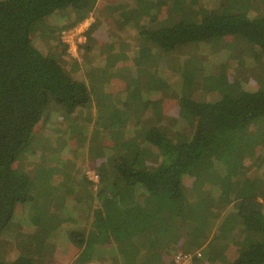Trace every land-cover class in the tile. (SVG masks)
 Masks as SVG:
<instances>
[{
	"label": "trees",
	"instance_id": "obj_1",
	"mask_svg": "<svg viewBox=\"0 0 264 264\" xmlns=\"http://www.w3.org/2000/svg\"><path fill=\"white\" fill-rule=\"evenodd\" d=\"M123 1L114 17L119 33L108 31L107 44L120 52L151 48L156 69L157 60L170 64L168 90L144 79L132 94L115 92L110 102L101 96L92 119L94 94L83 74L66 69L73 57L61 32L93 18L77 46L83 55L97 0H0V264H47L56 252L72 259L79 251L74 264H109L99 258L101 246L132 231L136 205L148 219L130 241L181 237L184 221L187 234L197 232L177 247L191 256L188 264H264V174L258 181L246 174L260 156L251 164L246 157L264 149V132L252 134L264 126V82L213 101L182 88L188 84L192 94L198 77L226 79L229 68L245 80L238 77L248 74L245 56L241 67L232 58L208 71L210 57L199 47L225 49L230 38L264 57V0ZM166 97L192 117L191 127L165 113ZM32 157L36 178L23 165ZM85 159L91 166L78 172ZM18 205L27 218L15 214Z\"/></svg>",
	"mask_w": 264,
	"mask_h": 264
},
{
	"label": "rangeland",
	"instance_id": "obj_2",
	"mask_svg": "<svg viewBox=\"0 0 264 264\" xmlns=\"http://www.w3.org/2000/svg\"><path fill=\"white\" fill-rule=\"evenodd\" d=\"M168 2L169 0H164L163 2ZM234 2H241L246 0H233ZM123 3V0H97L96 6L94 8L93 17L97 22L95 24V28L89 35H85L86 39H88L89 48H85L82 54H79L75 47L69 52L70 56L73 57L67 58L66 60V69L68 70H77L75 73V77H78L80 74H83L84 81L88 82L90 86L91 92L94 94L93 100L94 105L90 108V114L92 119L95 118V114L99 113L97 111V105L101 96L108 95L109 101H114L116 98V93L119 94L125 93L126 95L132 94L133 89L138 90L140 84L144 83L143 80H148L147 82H152L156 80L158 82V87H162V91H167L168 87L167 83L171 78V67L170 64H165L164 61L158 65L157 60V69L154 67V56L151 48H147L146 45L140 43V45L136 48H131L128 51H119V48L116 45L107 44L112 40L108 35V31H118V23L114 21V17L116 13L120 12L122 8L119 7V4ZM211 10H214L211 9ZM164 11L163 7H161V12ZM203 11L206 12V9L203 8ZM203 12V13H205ZM213 12V11H212ZM184 18V16H182ZM185 19V18H184ZM109 27V28H108ZM129 31V29L127 30ZM84 32L80 35V39L76 42L75 46H78L79 43L84 42ZM43 40L42 38L39 39ZM44 41V40H43ZM86 41V40H85ZM203 44L199 48L201 50H206V54L210 57L211 64L207 66L208 71H213L219 65L220 62H225L227 60H231L233 58V62L237 63V67H241L245 62L242 58L244 57L247 60V68L241 69L242 73L247 74V76L240 75L242 79L241 81L238 78H235L233 74V70L230 68L227 71L226 79L225 75L223 78H219L218 73L214 74L211 72L205 73L198 77L197 81L199 84L195 87V90L190 92V87L188 84L183 83V94H190L191 97H194L198 100H217L218 98L224 95H234L237 96L244 90H255L260 89V79L264 82V57L257 47L247 46L244 43H236L232 39H226L224 43V48H219V46H215L212 48ZM234 46H236L234 48ZM58 47V44L53 43L52 50ZM51 48V46H50ZM77 48V47H76ZM111 49V50H110ZM117 49V50H114ZM74 52V53H73ZM237 59V60H236ZM236 60V61H235ZM229 63V62H226ZM217 64V65H215ZM81 72H80V71ZM105 70V75L102 76L101 72ZM149 72L156 74V79L153 78L152 75L149 76ZM136 73L135 75H133ZM249 77V78H248ZM221 80L219 81L218 80ZM225 80V81H224ZM146 82V83H147ZM239 92V93H238ZM142 95L139 90L138 95ZM232 96V97H234ZM132 101L138 102L135 94H133L130 98ZM163 107H166V114L169 116L181 115V112L177 109L178 104H180L177 100H171L170 97H166L164 101L161 103ZM107 105H113V103H107ZM84 114V111H83ZM172 114V115H171ZM185 116V117H184ZM182 116L183 119L188 123L191 127L194 123L192 117L188 114H184ZM264 125V122H263ZM66 125H61L60 128H64ZM251 129V128H250ZM260 130V131H259ZM264 132V126L260 125L256 127V129L252 132V134ZM77 147H75L76 149ZM254 148L246 147L244 152H251ZM78 148L76 149V151ZM258 162L255 166L250 167L246 170L247 176L250 178L255 177L256 180L262 179L264 174L263 165L261 163L264 160V149H260L259 147L252 151V155L247 156V164H251V161H255V158H258ZM77 156V155H76ZM257 156V157H255ZM252 157H255L254 159ZM70 157L66 158V161ZM60 160H62L60 158ZM79 162L77 159L76 163ZM37 164H39L38 159L28 158L27 161L24 162V168L28 169V172L34 177H37ZM61 164V162H60ZM91 164L85 159L83 164L78 165L76 170L78 172H85ZM75 173V172H74ZM261 188V185L258 186ZM155 201V198H151ZM97 204H94L96 207ZM24 206L18 205L16 208L15 214H19L21 217H28V213H23ZM34 220V218H33ZM38 221V220H36ZM183 222V221H182ZM181 222V223H182ZM164 230L163 228H157V230ZM180 230V229H179ZM181 233L176 234L178 237ZM11 238V237H10ZM68 254L64 252H56L52 258L47 261V264H74L72 259H67ZM52 259V260H51Z\"/></svg>",
	"mask_w": 264,
	"mask_h": 264
},
{
	"label": "crops",
	"instance_id": "obj_3",
	"mask_svg": "<svg viewBox=\"0 0 264 264\" xmlns=\"http://www.w3.org/2000/svg\"><path fill=\"white\" fill-rule=\"evenodd\" d=\"M136 211L138 212V220L134 221L131 217L129 219V227L132 231H129V228L124 233V231L119 232V234L111 236V241L105 242L104 246H101V255L100 259H108L109 264H163L168 262L174 253L179 250L182 243L187 242V236H195L197 232L187 234L185 230V222H182V233L183 236L174 237V239H163L161 237H156L154 234L151 239H140V240H131L137 232L133 231L134 227H138L140 232L142 227L141 222L144 224L148 219L145 216L146 212L143 211L140 205H136ZM147 210V209H146ZM145 226V224H144ZM121 227V226H120ZM118 229V228H117ZM178 234V233H177ZM208 240L205 241V245L208 244ZM200 251V249H198ZM81 254V251L75 254L71 261L76 259ZM87 263V262H85ZM99 264H102L101 262Z\"/></svg>",
	"mask_w": 264,
	"mask_h": 264
},
{
	"label": "built area",
	"instance_id": "obj_4",
	"mask_svg": "<svg viewBox=\"0 0 264 264\" xmlns=\"http://www.w3.org/2000/svg\"><path fill=\"white\" fill-rule=\"evenodd\" d=\"M93 21V18L90 17L89 19L85 20L84 22L69 28L65 29L61 32V40L67 45V51L70 52L75 46L76 42L80 39V35L87 29L90 23ZM84 39V37H83ZM74 53V52H73ZM86 175L89 180L93 181L94 183L98 181L99 175L95 170H88L86 171ZM189 254H185L182 251H177L170 262H164L163 264H188L190 259Z\"/></svg>",
	"mask_w": 264,
	"mask_h": 264
}]
</instances>
